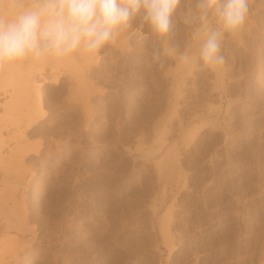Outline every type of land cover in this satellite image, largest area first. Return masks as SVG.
Listing matches in <instances>:
<instances>
[{"label":"rangeland","instance_id":"1","mask_svg":"<svg viewBox=\"0 0 264 264\" xmlns=\"http://www.w3.org/2000/svg\"><path fill=\"white\" fill-rule=\"evenodd\" d=\"M194 11L182 0L172 38L190 62L160 69L147 30H132L81 84L64 72L44 86L29 137L41 152L18 181L0 173V188L19 182L0 202V264H264V0L211 71L184 22Z\"/></svg>","mask_w":264,"mask_h":264},{"label":"clouds","instance_id":"2","mask_svg":"<svg viewBox=\"0 0 264 264\" xmlns=\"http://www.w3.org/2000/svg\"><path fill=\"white\" fill-rule=\"evenodd\" d=\"M182 0H34L8 19L0 17V66L26 59L98 57L132 30L151 37V60L160 69L166 57H191L172 38ZM251 0H195L184 17L204 39L201 69H223L227 37L241 33L249 19Z\"/></svg>","mask_w":264,"mask_h":264},{"label":"bare ground","instance_id":"3","mask_svg":"<svg viewBox=\"0 0 264 264\" xmlns=\"http://www.w3.org/2000/svg\"><path fill=\"white\" fill-rule=\"evenodd\" d=\"M33 2L34 0H0V17L8 19L24 7L31 5ZM90 59H92V57H85L82 55H73L70 58L61 60L54 58H30L13 64L0 66V173L3 180L7 179V177L12 174L16 178V174L18 176L20 175V172L26 171L23 170L25 158H28L31 153L37 155L41 152V141H31L29 137L39 134V125L37 124V121L43 116V103L45 97V92H43L44 86L47 83L55 82L58 79L59 74H64V72L72 76L74 75L73 79H77V84L84 82V80L82 81V78L85 77L83 76L82 68L84 64L89 65L88 62H90ZM36 124L38 127H36ZM20 178L18 176V179ZM11 179H13V177ZM15 180L18 181L17 178ZM16 181L15 184L13 182L12 183L14 185L19 183H16ZM12 183L9 184L13 185ZM11 185L9 186L3 183V187L0 188V202H6V200L9 199L16 202L14 196L16 188L14 189ZM4 204L6 205V203ZM4 210L5 212L8 211L7 213L10 214V211L12 213V211H15L16 209L13 208L9 211L8 208L7 210L4 208ZM21 210L22 208L17 211L22 214L24 210L22 212ZM2 212L4 211L2 210ZM19 212H17V214ZM3 214H5L4 230L7 231V229L11 228H15L16 230L20 229L18 221L12 222L8 217L10 215L7 214L8 216H6V213ZM24 214L23 216L21 215L22 217L20 216L22 220L24 218ZM18 220H20V218H18ZM164 228L162 230H164ZM165 235L166 234H164V236ZM14 240L15 239L13 238L12 241ZM11 246H14L13 243ZM12 248L11 250H14ZM7 252V255L10 256L8 250ZM12 252L15 254L14 251ZM3 255L5 256V254Z\"/></svg>","mask_w":264,"mask_h":264}]
</instances>
